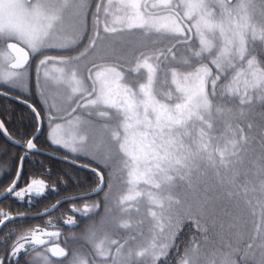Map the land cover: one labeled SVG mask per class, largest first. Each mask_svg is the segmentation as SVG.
I'll list each match as a JSON object with an SVG mask.
<instances>
[{"label": "snow or ice", "instance_id": "snow-or-ice-1", "mask_svg": "<svg viewBox=\"0 0 264 264\" xmlns=\"http://www.w3.org/2000/svg\"><path fill=\"white\" fill-rule=\"evenodd\" d=\"M70 7L75 23L67 29L65 12ZM112 7L113 0L107 4L96 3L95 11L87 0H0V46L5 49V59L13 61L10 70L0 72V80L18 87L30 53L75 50L87 40L84 51L76 56L59 59L46 56L40 61V66L54 63L67 68V71L55 69L59 76L54 79L66 86L70 111L65 117H49V139L72 153L86 151L89 137L82 133V128L92 127L94 122L81 120L76 113H85L101 122L107 141L115 147L114 155L121 161L120 172L127 187V192L119 198L121 210L127 212L124 206L130 207L144 195L150 205L149 215L154 221L152 239L136 255L149 256L152 264L157 261L164 264L185 223L191 222L197 231H206L199 217L193 219L190 214L172 215L167 211L172 205L181 204L170 194L176 181L187 180L191 186L192 174L201 163L230 169L233 158L238 155L239 142L244 139L240 136L239 140L232 139L220 147L219 141L225 137L213 135L216 130L213 113L223 116L226 109L215 101L231 98L246 105L251 102L253 90L260 91V98L264 100V67L255 57L248 58L250 30L255 37L248 10L254 7V0H119L115 12L110 11ZM261 11L264 12V0H261ZM126 31H140L146 36L176 42L152 52L139 51L135 67L130 69L124 68L126 62L115 53L92 55L99 47L102 33ZM260 36L264 39V26ZM158 42L162 41H153V45ZM181 49L185 55L180 54ZM82 60H86L83 66ZM33 112L39 119L40 114L35 109ZM56 119H63L65 123H55ZM221 123L231 129L227 122ZM0 131L7 135L3 122H0ZM242 131L237 128L233 135ZM33 139L27 141L28 151L37 147ZM97 175L100 186L95 192L102 190L104 182L103 175ZM260 176L259 193L264 196V158L260 161ZM19 179L18 172L7 192L20 200L33 193L42 194L46 187L43 180L33 179L26 188L16 191ZM141 184L150 185L154 191H137ZM256 190L254 187L253 191ZM256 206L264 222V200H257ZM98 207L85 204L73 211L88 216ZM0 216L3 217L0 225L14 219L3 212ZM65 223L74 225L76 221L69 218ZM121 226L128 227L127 223ZM261 231L258 227L252 239L264 240ZM101 232L90 231L87 237L99 264H123L121 254L128 241L121 243ZM60 235L38 227L31 229L17 237L11 253L0 257V264L13 258L19 264L22 252L35 251L36 246H45ZM247 247L252 249L253 245L250 243ZM260 247L264 249V243ZM196 251L195 246L186 249L180 264H198V257L191 255ZM45 252L65 259L69 255L59 244L46 248ZM42 259L45 264H52L47 255ZM69 264H97V261L74 252ZM261 264H264V255Z\"/></svg>", "mask_w": 264, "mask_h": 264}, {"label": "rangeland", "instance_id": "rangeland-1", "mask_svg": "<svg viewBox=\"0 0 264 264\" xmlns=\"http://www.w3.org/2000/svg\"><path fill=\"white\" fill-rule=\"evenodd\" d=\"M89 7L92 11H95L96 3L107 4L108 0H87ZM155 2V0H150ZM119 0H113V7L110 11L115 12L116 6ZM249 15L251 16L250 23L255 29V37L250 30L247 36V43L249 48L248 58L255 57L260 63L261 67H264V39H261L260 29L264 26V12L261 11V0H254V7L249 8ZM119 14V13H118ZM103 19V17H102ZM75 23L72 15V8L70 7L65 12L64 25L67 29ZM88 28L91 29V17H89ZM89 34H91L89 32ZM153 41H162L153 45ZM176 41L157 36H146L140 31L123 32L117 34L102 33V39L99 41V47L96 53L92 55H108L111 56L114 53L118 55L121 60L125 61V69L134 68V60L136 59L139 51L152 52L159 49L170 47ZM198 44V42H197ZM87 45V40L83 41L75 50H55L48 49L43 50L38 54L30 53V63L22 70V83L18 87H12L9 84H5L0 80V87L11 92L22 93L26 96L35 97L39 105L43 109V116L45 119V137L51 146L60 148L66 154L70 156H76L88 160L91 164L99 167L105 175L109 178L108 187L101 195V198L93 200L87 205H99L100 212L90 222L85 224V227L79 229V232L72 234L67 232L63 237V242L55 241L56 238L51 240V243L61 244L68 252V258L60 260L50 259L49 253H43L47 255L52 261V264H69L72 259V253H80L86 258L96 259L99 264V259L94 256L93 246L89 243L87 237L90 231L106 232L111 239L119 240L121 243L128 241V244L122 250L121 257L123 264H152L149 256L140 257L136 253L142 248L146 247L152 239L154 221L149 215L150 205L147 196L144 195L137 202H134L128 208L127 212L121 210L119 204V198L127 192V187L124 184V177L120 172L121 161L115 154V147L107 141V135L100 127V121H96L94 117H90L85 113L78 112L76 116H79L81 120L93 121L94 126L83 127L82 133H86L89 137L87 150L72 153L68 149L60 145L53 144L49 140L50 123L49 117H65L68 108L66 99L68 96V90L63 84L57 83L55 77L59 76V73L55 71L58 68H65L66 66L61 64L49 63L48 65L40 66V61L47 57L63 58L67 56H76L79 52L84 51V47ZM181 55H185L183 49L180 50ZM5 49L0 46V72L10 70L11 59H5ZM10 55V54H8ZM89 59L91 57H88ZM9 61H11L9 63ZM81 66L86 63V60H82ZM39 69V71H38ZM45 72L49 75L46 77ZM167 91V89H162ZM260 91H251V102L247 105L253 107L258 102L264 105V100L261 97ZM259 99H256V98ZM236 100V99H233ZM215 104L222 106L227 111L226 105L219 102L218 99ZM54 105L55 107H51ZM247 114V110H243ZM240 111L235 116V122L233 118L226 119L225 122L231 125L232 131L225 127L224 123L219 125L213 118L214 127L216 126L217 133L227 132L228 140L237 139L240 136H247L245 126H253V120L247 118L245 113L241 115ZM215 114V111L214 113ZM250 115V114H248ZM218 116V114H217ZM259 122H264V116L260 117L255 115ZM240 118V120H239ZM239 120V121H238ZM55 123L64 124L63 119H56ZM220 128V129H219ZM237 128L242 129L244 134L240 132L234 136ZM251 128L252 127H248ZM235 130V131H233ZM253 133V131H251ZM255 134H248V136ZM227 139L219 141L220 147H224L228 143ZM243 140H247L244 139ZM252 140V138H251ZM264 147V143L259 142L257 145L249 147L245 146L244 142L240 140L237 160L233 158V166L230 169L225 168H212L208 166L201 169H197L192 174V183L189 185L188 181H176V186L172 189L171 195L174 199H179L181 204L179 206L172 205L167 211L172 215H188L190 214L193 219L200 218L201 225L204 229L210 228L208 231H197L191 222L184 224L182 230L179 233V238L175 240V247L177 242L181 238L183 233L188 234L186 237V243L179 251H174V248L169 250V254L164 261V264H180L181 259L185 256L186 249L195 246L197 251L192 253L195 257H198V264H261L262 255H264V249H261L260 245L264 243L261 239H252L256 235L257 228L262 229V219L260 216V209L256 206L257 200H264V196L259 193V188H256V193L252 198H249L247 194L250 189L251 178L260 176V167H249L245 160L249 159V154H254L257 159L260 151ZM231 150V149H229ZM112 154L111 156L109 154ZM243 157L244 161L239 164L240 157ZM252 156V157H253ZM256 173V174H255ZM40 180V179H35ZM28 185L17 189L26 188ZM245 189L247 194L245 195ZM137 191L147 193L154 191L150 185H143L137 187ZM35 194V193H33ZM248 201L252 203L249 204ZM97 208V209H98ZM96 209V210H97ZM152 210H155L154 208ZM255 212V215H253ZM127 223L128 227H122L121 225ZM264 223V222H263ZM261 235L264 236L261 232ZM102 238V232H101ZM134 238V239H133ZM49 243L46 248L51 244ZM252 244V249H248L247 245ZM33 252V258H35V264H45L42 256H37ZM112 252L115 253V247L112 248ZM40 253V252H39ZM33 258L31 259L33 261ZM243 260V261H242ZM156 264H161L157 261Z\"/></svg>", "mask_w": 264, "mask_h": 264}, {"label": "trees", "instance_id": "trees-1", "mask_svg": "<svg viewBox=\"0 0 264 264\" xmlns=\"http://www.w3.org/2000/svg\"><path fill=\"white\" fill-rule=\"evenodd\" d=\"M261 52L264 53V50ZM30 61L31 59L29 63ZM0 90L11 93L29 102L40 114L39 121L32 108L22 102L12 100L0 94V121L3 122L4 128L7 130V135L0 131V193L7 190L9 186L12 185L18 172L20 173V179L15 190L28 185L33 179L43 180L46 185L42 194L26 195L23 200H20L14 195L7 193V195L0 200V212L14 217V219L6 221L5 224L0 227V257H4L6 253H11L12 244L17 237L31 229L38 227L48 232H59L61 235L55 239L57 242H63V237H66L65 234L67 232L72 235L79 232L81 227L83 229L85 224L96 217L100 212V208L97 210L95 209L94 213L88 216H82L74 212L73 208H82L85 204L101 198V195L108 187L109 178L99 167L91 164L88 160L70 156L60 148L53 147L49 144L45 137L43 109L35 97L26 96L22 93H13L1 87ZM256 99L259 98L257 97ZM218 101L229 107L223 116H220L216 112L213 114V118L219 125L223 124L221 121L225 122V120L229 118H233L235 122V116L242 111L240 114L241 118V115L245 113L243 110H247L245 116L254 122L253 126H251L252 130L248 128V126H245V131H248L247 136L244 132L242 133L247 140H242V142H244L245 146L248 145L249 147L255 146L259 142L262 144L264 143V122H259L255 116H264V105H262V102H256L253 107H251L247 104L240 105L238 99L233 100L228 98L218 99ZM40 125L42 126V130L34 142L42 152L28 151L25 147L27 141L33 136ZM230 131H232V128ZM251 131H253V133H251ZM248 134L255 135L248 136ZM213 135L217 137L223 135L225 139L228 140L227 132L220 131L217 133V130H215ZM43 151H48L55 155L71 159L74 162L56 159L44 154ZM253 155V153L249 154L250 157L245 160V162L250 168H255L257 166L259 168L261 158H264V147L260 151V154H258V159L254 157L256 155ZM21 158H23V160H21ZM234 159L237 160V156L234 157ZM243 161L244 159L241 156L239 164ZM202 166L204 168L208 167L206 163H201L197 169H201ZM97 173L102 174L104 177L103 187L99 193L84 198L68 199L93 192L97 189L100 186V179ZM260 180L261 177L257 176L248 180L251 183L249 186V193L247 194L249 198H252L254 193H256V191H253V188H259ZM2 218L3 217L0 216V219ZM69 218L74 219L76 223L74 225L66 224L65 221ZM262 224L261 232L263 233L264 223L262 222ZM209 229L208 227L206 230L208 231ZM9 234H12L10 238H8ZM186 237L188 238V234L183 233L174 251H179L184 247ZM45 239L48 238L45 237ZM49 243H51V241ZM45 246H36L35 251H39L44 255ZM35 251H31L27 254L22 252L18 257L19 264H35L34 261L31 260L33 258L32 254ZM50 259L54 260L51 256ZM245 263L246 261H244L243 264ZM5 264H17V258H13L11 261L5 259Z\"/></svg>", "mask_w": 264, "mask_h": 264}, {"label": "water", "instance_id": "water-1", "mask_svg": "<svg viewBox=\"0 0 264 264\" xmlns=\"http://www.w3.org/2000/svg\"><path fill=\"white\" fill-rule=\"evenodd\" d=\"M0 94L1 95H4V96H6V97H8V98H10V99H12V100H15V101H18V102H22V103H24V104H26L27 106H29L30 108H32V109H35L29 102H27V101H25V100H23V99H21V98H19V97H16V96H14V95H12L11 93H8V92H5V91H3V90H0ZM35 111H36V109H35ZM37 112V111H36ZM39 121H40V117H39ZM1 122V121H0ZM39 129H40V131L39 132H35L34 134H33V136L30 138V139H33V142L35 141V139H36V137L40 134V132H41V130H42V126L40 125L39 126ZM2 132V131H1ZM2 133H4V132H2ZM35 143V142H34ZM32 151H34V152H42L41 151V149H39L38 147H36V149H34V150H32ZM43 153L44 154H46V155H49V156H51V157H54V158H56V159H60V160H65V161H71V162H74V161H72L71 159H68V158H65V157H61V156H58V155H55V154H53V153H50V152H48V151H43ZM100 191H98V192H95V191H93V192H90V193H87L88 195H86V194H83V195H79V196H76V197H71V198H68V199H72V198H74V199H76V198H80V197H89V196H92V195H95V194H97V193H99ZM7 190H5V191H3L2 193H0V200L1 199H3L6 195H7ZM2 225H0V227H1ZM57 244H59V243H51L49 246H48V248H51V247H55ZM59 246L60 247H62V248H64L61 244H59ZM67 251V250H66ZM50 255H51V253H49ZM52 257V256H51ZM52 258H54V259H58V260H60V259H63L62 257H52Z\"/></svg>", "mask_w": 264, "mask_h": 264}, {"label": "flooded vegetation", "instance_id": "flooded-vegetation-1", "mask_svg": "<svg viewBox=\"0 0 264 264\" xmlns=\"http://www.w3.org/2000/svg\"><path fill=\"white\" fill-rule=\"evenodd\" d=\"M21 46H23V45H21ZM26 50H27V49H26ZM9 54H10V53H9ZM10 55H11V54H10ZM30 58H31V57H30V54H29V60H30ZM11 61H12V60H11ZM11 61H9V63H10Z\"/></svg>", "mask_w": 264, "mask_h": 264}, {"label": "crops", "instance_id": "crops-1", "mask_svg": "<svg viewBox=\"0 0 264 264\" xmlns=\"http://www.w3.org/2000/svg\"><path fill=\"white\" fill-rule=\"evenodd\" d=\"M50 140V139H49Z\"/></svg>", "mask_w": 264, "mask_h": 264}]
</instances>
